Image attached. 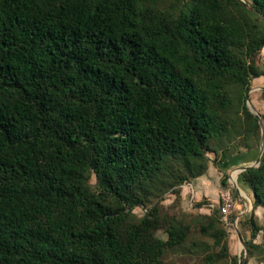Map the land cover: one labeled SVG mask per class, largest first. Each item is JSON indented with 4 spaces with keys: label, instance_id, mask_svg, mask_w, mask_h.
<instances>
[{
    "label": "trees",
    "instance_id": "16d2710c",
    "mask_svg": "<svg viewBox=\"0 0 264 264\" xmlns=\"http://www.w3.org/2000/svg\"><path fill=\"white\" fill-rule=\"evenodd\" d=\"M252 13L264 0H0V264H164L185 248L191 226L146 206L206 172L235 112L259 129ZM240 180L264 209V158ZM204 219L223 246L220 211Z\"/></svg>",
    "mask_w": 264,
    "mask_h": 264
},
{
    "label": "rangeland",
    "instance_id": "374dc122",
    "mask_svg": "<svg viewBox=\"0 0 264 264\" xmlns=\"http://www.w3.org/2000/svg\"><path fill=\"white\" fill-rule=\"evenodd\" d=\"M260 26H264V19L259 15L251 14ZM260 65L264 64V49L258 57ZM264 77L255 79L252 82V89L247 98H250L253 106L260 110V115L264 122ZM248 100V99H247ZM235 126L219 137L213 138L210 141V151L207 152L208 169L206 172L192 179L190 182L183 184L182 195L180 198L173 194L172 190L164 193L162 197L154 198L147 204L146 208L150 209L157 205L162 217L168 218L169 224L172 219H176L179 224L191 226V233L187 238L185 248L171 249L164 257V264H202L207 252L205 249L199 248L197 254H192L189 250L194 242L205 243L211 247L210 252L218 254V260L215 264H232L230 257L237 256L239 264L247 262V264H264V212L255 210L254 204L251 202L250 196L245 193L241 185V169L247 166L256 165L261 153L262 145V127L260 125L257 132L248 131L243 120L242 114L235 112ZM260 124V122H259ZM264 158V153L262 159ZM227 180V186L223 185V181ZM237 183L238 186L235 184ZM90 184L94 190L97 187L96 176L92 174ZM193 185L196 188L197 195L195 197L193 188L187 196H183L185 186ZM175 188V187H174ZM192 190V191H191ZM223 190H231L234 198L238 202L237 210L229 217L228 223L222 224V227L227 231L228 238H224L223 246H214V239L209 236H203L199 229L200 223L208 222L205 216H210L212 213L219 210L217 207L221 202V192ZM215 204L214 211L208 208V204ZM145 209L137 208L134 210V215L137 219L144 216ZM238 216L234 218V215ZM200 219V220H199ZM254 221L257 227L262 231L256 239L257 244H261V249L254 250V254L250 257L246 244L243 245L239 239L237 230L241 232L244 240L251 238V223ZM157 236L167 241L168 234L164 230H160ZM227 245V246H226ZM223 248H228L225 251ZM223 253L224 255H221Z\"/></svg>",
    "mask_w": 264,
    "mask_h": 264
},
{
    "label": "built area",
    "instance_id": "2783aa9c",
    "mask_svg": "<svg viewBox=\"0 0 264 264\" xmlns=\"http://www.w3.org/2000/svg\"><path fill=\"white\" fill-rule=\"evenodd\" d=\"M220 198H221V202L217 208L220 211L221 219L224 223H228L229 225H232L228 219L237 210L238 202L234 198V195L231 192V190H223L221 192ZM209 207L215 209L216 205L210 204Z\"/></svg>",
    "mask_w": 264,
    "mask_h": 264
},
{
    "label": "water",
    "instance_id": "95a60500",
    "mask_svg": "<svg viewBox=\"0 0 264 264\" xmlns=\"http://www.w3.org/2000/svg\"><path fill=\"white\" fill-rule=\"evenodd\" d=\"M247 106H248L249 110L259 119L260 125L262 127V145H261L260 157H259V159L257 161V164L242 168L241 169L242 172L246 171L247 169L252 168V167H258L261 164L262 155L264 153V122H263V119H262L260 113L257 111V109L251 103L250 98H248V100H247ZM235 185L238 186L237 183ZM237 233H238V236H239V239H240L241 243L243 245H245V240H244L243 235L241 234V232L239 230H237ZM243 264H247V262H244Z\"/></svg>",
    "mask_w": 264,
    "mask_h": 264
},
{
    "label": "crops",
    "instance_id": "0c3cea01",
    "mask_svg": "<svg viewBox=\"0 0 264 264\" xmlns=\"http://www.w3.org/2000/svg\"><path fill=\"white\" fill-rule=\"evenodd\" d=\"M258 111L260 112V110H258ZM194 187H195V186H194ZM194 187H193V185L185 186L184 189H183V196H187V195L189 194V192H190V189L193 188V192H194V195H195V197H196V195H197V191H196V188H194ZM243 190L245 191V193H247V194L250 196V198H251V202L253 203V199H252V197H251V194L248 192V190H247L245 187H244ZM191 191H192V190H191ZM261 210H263V209H261V208L258 209L259 212H260ZM262 212H264V210H263Z\"/></svg>",
    "mask_w": 264,
    "mask_h": 264
}]
</instances>
